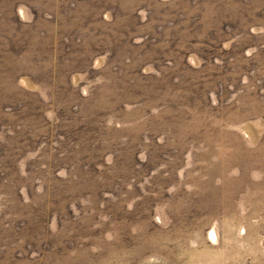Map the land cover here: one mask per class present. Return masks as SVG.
<instances>
[{"label": "rangeland", "instance_id": "374dc122", "mask_svg": "<svg viewBox=\"0 0 264 264\" xmlns=\"http://www.w3.org/2000/svg\"><path fill=\"white\" fill-rule=\"evenodd\" d=\"M0 264H264V0H0Z\"/></svg>", "mask_w": 264, "mask_h": 264}]
</instances>
